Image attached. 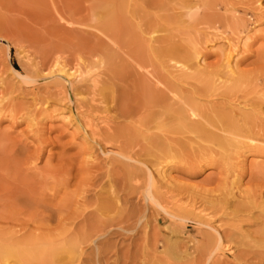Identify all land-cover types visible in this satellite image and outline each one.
<instances>
[{
    "label": "rangeland",
    "instance_id": "obj_1",
    "mask_svg": "<svg viewBox=\"0 0 264 264\" xmlns=\"http://www.w3.org/2000/svg\"><path fill=\"white\" fill-rule=\"evenodd\" d=\"M133 1L127 0L123 13H119L113 8L111 0H0V231L33 236L34 233L56 234L63 228L62 230H67L65 234H74L83 225L81 222L76 226L71 223L81 218L72 219L77 213L92 211L86 217L90 222L85 219L88 224L95 221L93 211L99 212L97 215L102 216L101 218L118 216L121 220L126 217L122 215L132 217L135 211L138 214H134L135 218H130L133 219L130 222L126 220L125 225L120 222L122 225L119 223L121 226L117 224V227L115 224L112 227L115 231L111 232L106 228L102 233L108 235L101 234L102 239L99 238L97 244L90 241L80 244L76 252L79 257L77 255L73 258L75 263L71 262L73 260L68 261L70 264H81V260L82 264H105L107 261L111 262L110 264H151L156 260L159 264H166L167 261L172 264L186 261L192 263L190 260L177 261L171 258L165 240L174 228L167 229L168 223L179 228V236L176 237L181 243H185L189 248L188 252L192 254L195 252L193 253L194 243L191 240H202L201 242L205 243L210 231L213 233L211 227L219 225V222H222L220 225L224 224L222 227H229L233 222L241 220L240 224L238 223L242 226L241 229L255 237L257 235L253 232L260 227L261 218L257 215L261 208L238 212L234 216L230 212L241 199L254 200L260 207L262 203L264 205V0H172L166 7L156 6L155 3L151 5L154 0ZM138 5L140 13H131L132 8L136 10ZM110 6L115 21L112 19L113 23L110 22V26L105 27L99 14L106 7L111 9ZM142 13L150 16L148 19L155 23L149 29L138 17L142 16ZM114 25L116 26L113 27ZM128 25L133 28L130 29ZM129 36L137 38L135 44L130 43ZM249 36L251 39L248 40L247 46H244V40ZM228 40L237 44L238 54L235 57L234 72L225 76L224 71L227 70L223 67ZM170 43L181 45L184 49L186 47V51L193 55L187 63L180 61V64L184 62V71L189 73H185L189 77L179 76L180 72L173 61L153 55L155 50L166 48ZM136 44L143 49L140 50L145 58L142 62L134 50ZM136 61H139V64ZM62 66L65 68L63 70L69 72L79 70L81 77L78 82L61 71ZM231 75L234 79L242 76L241 84L245 86L239 85L234 91L229 90L230 92L226 90L230 83L225 81H230L228 77ZM209 78L219 90H216L217 93L215 91L216 94L213 92L214 95L211 94L212 91L209 94L202 91L203 95L201 83L210 81ZM91 79L95 81L93 87ZM142 81L152 94L163 99L148 101L145 88L140 84ZM224 84H227L226 89ZM166 103L174 106L181 104L185 109L190 103L200 105V109L206 110L218 106L219 109L230 110L234 120H238L239 114L248 113L251 120L247 125L249 129L246 130L249 132L244 131L245 125L234 135L221 134L210 127L217 134L227 136L233 141L235 139L236 144L226 147L223 151L215 142H206L207 140L192 132L183 130V134L175 131L173 133L171 130L166 132L157 128L156 121L165 124L170 120L168 115L158 116L154 123L149 118L143 119L148 117L149 112H160ZM256 115L258 120H255ZM88 121L96 125V131L100 135L91 134L87 126ZM241 132L244 134H239ZM150 136H157L156 142L148 140L147 137ZM196 143H199V147L205 146L204 149L200 147L201 150ZM160 144L166 149L171 147L168 149L170 152L167 150L166 155L163 154L165 148L161 151ZM220 151L221 154L222 151L224 153L223 158ZM168 154H174L176 159L170 158ZM225 155L228 157L223 161ZM151 182L154 190L148 188L151 187ZM251 189L254 194L261 193V196L255 195L258 200ZM147 191L156 197L155 200L161 206L146 198ZM245 192L249 193V196ZM22 193L23 197L20 196ZM16 194L20 199L34 197L35 201L37 197L39 201L35 203L41 202L40 206L45 201V207L52 205L51 209L49 206L47 208L51 212L42 208L44 213L38 207L42 213L39 214L40 212L35 210L37 214L31 212V207L29 211L26 206L17 205L14 203L19 199L15 197ZM211 197L215 199L210 200ZM98 199L102 200V203L106 202L107 208L108 204L112 203L113 207H110L113 211L109 208L110 212L108 209L106 212L102 208L105 212L103 214L101 210H95L96 207L106 206H101ZM177 205L194 208L195 213L204 216L202 222L205 225L199 223L201 220L196 218L190 217L182 221V218L177 216L172 223L173 217L171 218L163 208L174 212ZM53 208L55 209L52 210ZM126 212L128 214H125ZM49 213L54 214H51L52 218L48 217L46 222H43L44 219L40 220V217L44 218L42 216L50 215ZM225 214L232 217L228 215L230 217L227 218ZM138 216L140 220H137ZM143 220H146L145 223ZM137 221L144 224L143 230ZM69 222L70 225H67ZM86 222L84 225L88 226ZM153 226L157 228L151 232ZM151 240L155 241V244L152 242L151 245ZM99 241L101 245L98 244ZM256 248L257 246L254 247ZM245 249L254 251L253 248ZM233 253L224 252L225 257L221 256L218 260H221V264H251L248 260L245 262L235 259V262L233 258L237 251ZM207 261L202 262L212 263ZM199 262L198 264H201Z\"/></svg>",
    "mask_w": 264,
    "mask_h": 264
},
{
    "label": "bare ground",
    "instance_id": "obj_2",
    "mask_svg": "<svg viewBox=\"0 0 264 264\" xmlns=\"http://www.w3.org/2000/svg\"><path fill=\"white\" fill-rule=\"evenodd\" d=\"M109 1V0H108ZM116 1V3H114V1L113 0H111V2H112V6H113V8L115 7L116 8V10L119 12V13H121L125 8H126V2H127V0H115ZM129 1V0H128ZM134 1H136V0H134ZM133 1V2H134ZM169 1L171 2L172 0H154L153 2H151L150 4L151 5H153L154 3L156 4V6H159L160 5V7H166V4L167 3H169ZM143 2H145V1H142V3ZM156 2H158L159 4L157 5V3ZM145 3H149L148 1H146ZM128 4V3H127ZM141 4V3H140ZM170 4V3H169ZM136 5V4H135ZM112 6H110L111 7V9L110 8H108V7H106L105 9H103V11L101 12V14H99V16L101 17L100 19H102V21H103V24L105 25V27H108V26H110V22H112L111 20L113 19L114 20V18L112 17L113 15H112ZM168 6V5H167ZM135 7V6H134ZM137 7H139V5L138 6H136L135 8H137ZM155 7V6H154ZM160 7H157V8H160ZM133 9L134 8H132V12L131 13H136V15L137 14H139L140 13V11L138 10V8L135 10V11H133ZM114 11H115V9H113ZM127 10V9H126ZM141 10V9H140ZM130 11V10H129ZM114 13V12H113ZM123 13V12H122ZM143 15L142 16H138L139 17V19L140 20H142V22L144 21V23H146L145 25L147 26L146 28H150V27H152L154 24L153 23H151V21L148 19L150 16H147L145 13H142ZM135 15V16H136ZM142 18V19H141ZM121 19H122V17H121ZM115 21V20H114ZM113 23V22H112ZM111 23V24H112ZM129 23V22H128ZM127 23V24H128ZM134 24V23H133ZM132 24V25H133ZM122 25H124V23L122 24ZM144 25V26H145ZM116 25H114L113 27H115ZM129 26V25H128ZM155 26H157V25H155ZM124 27V26H123ZM132 28H133V26H131ZM130 26H129V28L130 29H132ZM128 28V29H129ZM106 29V28H105ZM126 29H127V27H126ZM125 29V30H126ZM127 29V30H128ZM156 29V28H155ZM154 30V29H153ZM128 32V31H127ZM153 32V31H152ZM155 32V31H154ZM124 34V33H123ZM136 36V35H135ZM135 36H129V38H130V43H133V44H135L136 43V41H137V38L135 37ZM141 37V36H140ZM249 39H251V37L249 36V37H246L245 38V40H244V43H243V45L244 46H247V42H248V40ZM253 39V38H252ZM143 41V40H142ZM138 44V43H137ZM135 45L134 46V50H135V52L137 53V55H138V58H139V60L142 62L143 61V54H141L142 52L140 51L142 48H140V46H138V45ZM140 45V44H139ZM236 48H237V44L236 43H234V42H232V41H229L228 40V50H227V52L225 53V57H224V60H225V63H224V67L223 68H225L226 70H227V72L226 71H224V73H225V76H228V74H232L233 72H234V66H235V57L237 56V50H236ZM149 49V48H148ZM186 47H185V49L181 46V45H177V44H172V43H170L169 44V46L168 47H166V48H161V49H159V50H155L154 51V54L153 55H155V56H157V57H160V58H166V60H171V61H173V63H174V65H177V70L180 72L179 74V76H183V77H185L186 76V74L188 73V72H185L184 70H185V65H184V62L182 63V64H180V61H186L185 63H187V61H189L190 59H191V53H190V55H188L189 53L186 51ZM143 50V49H142ZM153 49L151 48V51H152ZM131 53V52H130ZM193 56V55H192ZM145 59V58H144ZM154 59V58H153ZM146 60H147V58H146ZM163 60V59H162ZM159 61H161L160 59H159ZM165 61V60H164ZM137 62V61H136ZM139 62V61H138ZM137 62V63H138ZM144 63V62H143ZM161 63H163V62H161ZM189 63V62H188ZM139 64V63H138ZM160 64V63H159ZM140 65H142V64H140ZM183 65V66H182ZM143 67V66H142ZM174 67V66H173ZM141 68V67H140ZM63 69H65L64 68V66H62V70L61 71H64V73L68 76V77H72L73 78V80L74 81H77L78 79H80V77H81V74H80V72H79V70L77 71V70H74V71H72V72H69V70H63ZM189 70V69H188ZM147 72H149V71H147ZM146 72V73H147ZM198 72V71H197ZM196 72V73H197ZM176 73V72H175ZM186 73V74H185ZM138 74V73H137ZM145 74V73H144ZM148 74V73H147ZM178 74V73H177ZM189 74V73H188ZM215 74V73H214ZM260 74V73H259ZM143 75V74H142ZM185 75V76H184ZM153 76V75H152ZM188 77H189V75H187ZM186 76V77H187ZM191 76H193V74L191 73ZM246 76V75H245ZM143 77H144V75H143ZM147 77H148V75H147ZM146 78V77H145ZM178 78H180V77H178ZM177 78V79H178ZM192 78V77H191ZM224 78V77H223ZM229 78V80L230 81H228V79H226V81H225V79H224V81L227 83V82H229L230 83V85L229 86H227V84L225 85L224 84V87L225 86H227V89H226V87H225V89L226 90H232V91H234L233 89H236V88H238V86L239 85H244V84H241V82H242V76H241V78L239 77V78H236V79H234V78H232V75L231 76H229L228 77ZM143 79V78H142ZM176 79V80H177ZM184 79V78H183ZM186 79V78H185ZM205 79V78H204ZM210 79V78H209ZM217 79V78H216ZM242 79V80H241ZM258 79V78H257ZM212 79H210V81H211ZM97 81V80H96ZM145 82H146V84H147V81L146 80H144ZM171 81V80H170ZM203 81V83H201L202 84V86L200 87V89H201V92L203 91L204 92V94L205 93H207V94H209L211 91V94L212 95H214L213 94V92L215 93V91L216 90H219L218 88H217V86L215 85V84H213V82L211 81ZM247 81V80H246ZM78 82V81H77ZM88 82V81H87ZM156 82H158V81H156ZM161 82V81H160ZM163 82H166V81H163ZM173 82V81H172ZM219 82V81H218ZM97 83V82H96ZM189 83V82H188ZM91 84H92V87L95 85V81L93 80V79H91ZM140 84H143V86H144V88H145V90H144V92H145V95H146V97H147V100L148 101H153V100H157V101H159V100H161V99H163L162 97H160L159 95L158 96H156L155 94H152V92L145 86V84H144V82L142 81V83H140ZM159 84V83H158ZM167 85H168V82L166 83ZM171 84V83H170ZM169 84V85H170ZM175 84V83H174ZM217 84V83H216ZM126 85V84H125ZM217 88H215L214 86ZM127 86V85H126ZM165 86V85H164ZM172 86V85H171ZM174 86V85H173ZM223 86V84L221 85V87ZM245 86V85H244ZM257 86V85H256ZM101 87V86H100ZM218 87H219V85H218ZM96 88H97V84H96ZM99 88V87H98ZM168 88V87H167ZM220 88V87H219ZM223 88V87H222ZM135 89V88H134ZM154 89H156V87L154 88ZM169 89V88H168ZM215 89V90H214ZM99 90V89H98ZM102 90V89H101ZM163 90V89H162ZM214 90V91H213ZM237 90H239V89H237ZM94 91H95V89L93 90V93H94ZM100 91V90H99ZM112 91V90H111ZM197 91H199V90H197ZM231 91V92H232ZM155 92V91H154ZM169 92V91H168ZM196 92V91H195ZM200 92V91H199ZM198 92V93H199ZM200 92V93H201ZM203 92H202V94H203ZM224 92V91H223ZM227 92V91H226ZM230 92V91H229ZM255 92V91H254ZM97 93H99L98 91H97ZM163 93V92H162ZM216 93H217V91H216ZM215 93V94H216ZM220 93V92H219ZM225 93V92H224ZM264 93V92H263ZM111 94V93H110ZM164 94V93H163ZM163 94H162V96H163ZM203 94V95H204ZM244 94V93H243ZM256 94V93H255ZM98 95V94H97ZM103 95V94H102ZM112 95V94H111ZM128 95V94H127ZM151 95H155L154 97H152ZM171 95H172V93H171ZM222 95V94H221ZM257 95V94H256ZM107 96V95H106ZM189 96V95H188ZM206 96H208V95H206ZM211 96V95H210ZM165 97V96H164ZM167 97H169V96H167ZM173 97V96H172ZM209 97V96H208ZM263 97V99H264V96H262ZM103 98V97H102ZM104 98H106V97H104ZM210 98V97H209ZM261 98V97H260ZM167 99V98H166ZM169 99V98H168ZM227 99V98H226ZM191 100H193V99H191ZM245 100V99H244ZM261 100H262V98H261ZM124 101V100H123ZM165 101V100H164ZM187 101V100H186ZM253 101V100H252ZM264 101V100H263ZM107 102V101H106ZM114 102V101H113ZM154 102V101H153ZM169 102V101H168ZM194 102H196V101H194ZM259 102H261V101H259ZM259 102H258V104H259ZM123 103V102H122ZM224 103V102H223ZM178 104V103H177ZM191 104V103H190ZM187 104L188 105V108L187 109H185V107L183 108V106L181 105H176V106H174V105H172V104H168V103H166V104H163V106H162V108H161V110H160V112H156V111H152V112H149V114H147L148 115V117H144L143 119H145V118H149V119H151L152 121H153V123H154V121H155V118L157 119L158 118V116H160V115H168L169 116V119L172 121L171 123H170V125H169V122H170V120H168V122L167 123H163L162 121H156V126H157V128H159V129H163V130H171V132L173 131V133H174V131L175 132H179V133H185V132H182L183 130L184 131H186L187 133L188 132H192V134L194 133L195 135H198L199 137H201V138H203V139H205V140H207L206 142H210V141H213V142H215L216 144H217V146L218 147H220L223 151H225L226 150V147H229V146H234L235 144H236V142H234L235 141V139H234V141L231 139V138H229V137H227V136H223V135H221V134H223V133H227V135L229 134V135H234L235 134V132H240V130H241V128L243 127V125H245L246 127L244 128V131H247V132H249V130H246V128H247V125L250 123V120H251V115L250 114H248V113H241V114H239L238 115V120H236V118H235V120L233 119V116L232 115H230V113H229V111L227 110V111H225V110H222L221 108L219 109V108H213L214 106H212V108H210V109H204V108H202V109H200L201 107H200V105H197V104ZM250 104V103H249ZM156 105V104H155ZM190 105V106H189ZM260 105V104H259ZM154 106V105H153ZM185 106H186V104H185ZM227 106V105H226ZM144 107V106H143ZM157 107V106H156ZM159 107H160V105H159ZM234 107V106H233ZM251 107H253V106H251ZM262 107V109H263V106H261ZM206 108V107H205ZM258 108H259V106H258ZM120 109H121V107H120ZM132 109V108H131ZM158 109V108H157ZM227 109V108H226ZM229 109V108H228ZM248 109V108H247ZM250 109V108H249ZM254 109V108H253ZM255 109H257V108H255ZM133 110V109H132ZM149 110V109H148ZM232 110V109H231ZM137 111L138 110H136L135 112L137 113ZM254 111V110H253ZM228 112V113H227ZM239 112V111H238ZM259 112H260V109H259ZM259 112H258V114H259ZM139 113V112H138ZM261 113V112H260ZM107 114V113H106ZM253 114H254V112H253ZM257 114V115H258ZM264 114V113H263ZM120 115H121V113H120ZM137 115V114H136ZM142 115V114H141ZM256 115V116H257ZM259 115H261V114H259ZM165 116V117H166ZM255 116V117H256ZM164 117V116H163ZM235 117H237V115L235 116ZM127 118V117H126ZM142 117H140V119H141ZM257 119H255V120H258V116L256 117ZM132 119V118H131ZM163 119V118H162ZM254 119V118H253ZM142 120V119H141ZM158 120V119H157ZM164 120H166V119H164ZM106 121V120H105ZM149 121V120H148ZM238 121H240V123L238 122ZM94 122V121H93ZM255 122V121H254ZM142 123V122H141ZM239 123V124H238ZM152 124V123H151ZM167 124V125H166ZM142 125V124H141ZM152 125H155V124H152ZM87 126H88V130H90V132H91V134H98V135H100L99 133H98V131H96V129H97V127H96V125L95 124H93L91 121H88L87 122ZM138 126V125H137ZM140 126V125H139ZM138 126V127H139ZM144 126V125H143ZM142 126V127H143ZM250 126V125H249ZM252 126H253V124H252ZM259 126V125H258ZM153 127V126H152ZM210 127H212L213 129H215V130H217V131H219L218 133L219 134H217L214 130H212V129H210ZM146 128V127H145ZM154 128H156V127H154ZM251 128V127H250ZM259 128V127H258ZM150 129V128H149ZM247 129H249V128H247ZM147 130V129H146ZM243 130V129H242ZM137 131V130H136ZM140 130H139V128H138V132H139ZM151 131V130H150ZM252 131V130H251ZM144 132H145V130H144ZM167 132V131H166ZM169 132V131H168ZM149 133V132H148ZM153 133V132H152ZM253 133V132H252ZM252 133H251V135H252ZM141 134V133H140ZM139 134V135H140ZM151 134V133H150ZM177 134V133H176ZM239 134H244L243 132H241V133H239ZM257 134V133H256ZM102 135V134H101ZM152 135H154V134H152ZM156 135V134H155ZM194 135V136H195ZM238 135V134H237ZM251 135H249V136H251ZM259 135V134H258ZM257 135V136H258ZM97 136V135H96ZM142 136H143V132H142ZM183 136V135H182ZM198 136H196L197 138H198ZM236 136V135H235ZM238 136H240V135H238ZM256 136V137H257ZM110 137V136H109ZM133 137V136H132ZM131 137V138H132ZM157 137V136H156ZM156 137H154L153 136V138L150 136V137H147V138H149L148 140H153V142H156ZM102 138V137H101ZM172 138V137H171ZM233 138V137H232ZM109 139V138H108ZM170 139V138H169ZM237 139V138H236ZM246 139V138H245ZM245 139H243L244 141H245ZM249 139V138H248ZM107 140V139H106ZM164 140V139H163ZM172 140V139H171ZM176 140H177V138H176ZM247 140V139H246ZM147 141V140H146ZM158 141H159V139H158ZM165 141V140H164ZM175 141V140H174ZM173 141V142H174ZM190 141V140H189ZM193 141V140H192ZM175 142H177V141H175ZM205 142V141H204ZM213 142H211V143H213ZM240 142H243V141H241L240 140ZM240 142L238 143V144H240ZM249 142H251V140L249 141ZM160 143V142H159ZM194 143V142H193ZM167 144H168V142H167ZM169 144H170V142H169ZM178 144V143H177ZM190 144V143H189ZM196 144H198V147H199V143H196ZM208 144V143H207ZM242 144V143H241ZM240 144V145H241ZM251 144V143H250ZM156 145V144H155ZM161 145V147H162V149H160L161 151L165 148V146L163 145L162 146V144H160ZM172 145V144H171ZM191 145V144H190ZM210 146H211V144H209ZM249 145V144H248ZM154 146V145H153ZM177 146V145H176ZM179 146V145H178ZM197 146V145H196ZM204 146V145H203ZM207 146V145H206ZM209 146V147H210ZM239 146V145H238ZM145 147V146H144ZM168 147V146H167ZM200 147H202V146H200ZM199 147V148H200ZM205 147V146H204ZM204 147H202L203 149H204ZM214 148H215V146H213ZM217 147V149H219L220 150V148H218ZM249 147H250V145H249ZM157 148V147H156ZM171 147H169V148H165V150H163L162 151V153L163 154H165L166 155V152H167V150L168 149H170ZM178 148V147H177ZM176 148V149H177ZM188 148V147H187ZM186 148V149H187ZM202 148H200L201 150H202ZM212 148V147H211ZM210 148V149H211ZM179 149V148H178ZM199 149V150H200ZM207 149H209V148H207ZM191 150H193V149H191ZM212 150V149H211ZM218 150V151H219ZM178 151V150H177ZM183 151V150H182ZM209 151V150H208ZM223 151H222V154H224L223 153ZM150 152V151H149ZM168 152H170L169 150H168ZM201 152V151H200ZM203 152H204V150H203ZM213 153L215 152V149L212 151ZM181 153V152H180ZM199 153V152H198ZM205 153H207V152H205ZM205 153H203L204 155H205ZM211 153V152H210ZM212 153V154H213ZM219 153V152H218ZM226 153V152H225ZM236 153V152H235ZM176 154V153H175ZM182 154V153H181ZM202 154V153H201ZM221 154V151H220V155H221V157L223 158V155ZM230 154V153H229ZM229 154H227V155H229ZM169 155V154H168ZM203 155V156H204ZM215 155V154H214ZM213 155V156H214ZM219 155V154H218ZM227 155H225V158H224V160L223 161H225V159L228 157ZM170 156V158H172L173 156H174V154H173V156H171V155H169ZM206 156V155H205ZM139 157V156H138ZM158 157V156H157ZM165 158V157H164ZM167 158H169V157H167ZM173 158H175V157H173ZM206 158H208V156L206 157ZM160 159H162V158H160ZM176 159V158H175ZM167 160V159H166ZM166 160H164V162L166 161ZM170 160V159H169ZM207 160H209V159H207ZM163 161V160H162ZM212 161V160H211ZM210 162V161H209ZM155 163V162H154ZM160 163V162H159ZM88 167V166H87ZM91 168V167H90ZM195 168V167H194ZM150 171V170H149ZM90 175V174H89ZM261 175V174H260ZM153 177V176H152ZM237 177H239V175L237 176ZM130 178V177H129ZM136 178V177H135ZM260 178V177H259ZM262 178V177H261ZM264 178V177H263ZM151 180H152V178H151ZM260 180V179H259ZM101 181V180H100ZM153 181V180H152ZM27 182V181H26ZM69 182V181H68ZM112 182V181H111ZM251 182V181H250ZM259 182V181H258ZM232 183V182H231ZM116 186V185H115ZM152 182H151V187H148V188H151L150 190H154L153 188H152ZM259 186L260 185H258V188H259ZM117 187V186H116ZM148 188H146V190L148 189ZM257 188V187H256ZM262 188V187H261ZM16 189V188H15ZM247 190V189H246ZM89 191H90V189H89ZM222 191V190H221ZM251 191H252V189H251ZM254 191V190H253ZM253 191H252V193H253ZM29 192V191H28ZM12 193V192H11ZM30 193V192H29ZM117 193V192H116ZM216 193V192H215ZM244 193V192H243ZM245 193H247V192H245ZM255 193V192H254ZM253 193V194H254ZM7 194V193H6ZM145 194H146V198L147 199H150L151 201H153V202H155L156 203V205H158V206H161V204H159L155 199H156V197L154 196V195H151V194H149V192L147 191V192H145ZM155 194V193H154ZM225 194V193H224ZM249 193H247V196H249L248 195ZM256 194L258 195L259 193H257L256 192ZM256 194H254V196L256 195ZM261 194V193H260ZM259 194V195H260ZM0 195H1V193H0ZM17 195L18 194H16V198H19V199H16L15 197V199L16 200H18V201H20V203H18V201H16L15 199V201H14V203H16L17 205L19 204L20 206H26V208H28V210H29V207H31V209L33 210V211H31V210H29V211H31V212H35V210H37L38 212H40V209L38 210V207L39 208H44V210L46 209V212H51V210H49V209H47L48 208V206H49V208L51 209V207L50 206H52V205H47L46 207L43 205L44 203H45V201H44V203L42 204V206H40L41 204V202L39 203L38 202V204H36L35 203V201H37L38 200V198L36 197L35 199V201H34V197H30V199H29V197L28 198H22V199H20L21 197H17ZM22 195V197H23V193L22 194H20V196ZM69 196V195H68ZM113 196V195H112ZM155 198H154V197ZM212 196V195H211ZM214 196V195H213ZM217 196V195H216ZM244 195H242V197H243ZM253 196V197H254ZM261 196V195H260ZM262 196H263V193H262ZM39 197V196H38ZM190 197V196H189ZM256 197V196H255ZM83 198V197H82ZM85 198V197H84ZM101 198V197H100ZM99 198V199H100ZM202 198V197H201ZM214 197H211L210 198V200L211 199H213ZM218 198V197H217ZM223 198V197H222ZM241 198V197H240ZM244 198H248V197H244ZM262 198V197H261ZM41 199H43V198H40V200ZM98 199V200H99ZM208 199V198H207ZM206 199V200H207ZM215 199V198H214ZM213 199V200H214ZM228 199H229V197H228ZM249 199V198H248ZM251 199H253V198H251ZM260 199V198H259ZM33 200V201H32ZM85 200H87V199H85ZM129 200V199H128ZM203 200V199H202ZM202 200H201V203H202ZM224 200H225V198H224ZM256 200H258L257 199V197H256ZM39 201V200H38ZM83 201V200H82ZM100 201V200H99ZM99 201H98V203H99ZM108 201V200H107ZM130 201V200H129ZM128 201V202H129ZM229 201V200H228ZM227 201V202H228ZM239 201H240V199H239ZM260 201V200H259ZM63 202V201H62ZM101 203H102V200L100 201ZM110 202V201H109ZM108 202V203H109ZM113 202V201H112ZM168 202V201H167ZM209 202V201H208ZM222 202V201H221ZM72 203V202H71ZM80 203V202H79ZM89 203V202H88ZM99 203L101 206L103 205V204H105L106 205V202L105 203ZM107 203V204H108ZM117 203V202H116ZM162 203V202H161ZM215 203V202H214ZM213 203V204H214ZM7 204V203H6ZM15 204V205H16ZM35 206H34V205ZM40 204V205H39ZM45 204H47V203H45ZM86 204H87V202H86ZM91 204V203H90ZM90 204H88L89 206H91ZM96 204V203H95ZM94 204V205H95ZM112 203H109L108 204V206H109V208H110V210L111 211H113V208L111 209V207H113L112 205H111ZM205 205H206V203H204ZM209 204V203H208ZM217 204V203H216ZM215 204V205H216ZM218 204H220V203H218ZM230 204V203H229ZM228 204V205H229ZM10 205V204H9ZM16 205V206H17ZM33 205V206H32ZM54 205V204H53ZM98 205V204H97ZM110 205H111V207H110ZM175 205V204H174ZM221 205V204H220ZM224 205H225V203H224ZM227 205V204H226ZM225 205V206H226ZM234 205V204H233ZM96 206V205H95ZM99 206V205H98ZM204 206V205H203ZM262 207L264 206L263 205V203H262V205H261ZM54 207V206H53ZM176 207V212L174 213V212H168V210H165L164 208H163V210L167 213V214H169V216H171V218L172 219H174V220H172L173 222L172 223H174V221H175V216H177L178 218H182V221L183 220H186V219H188V218H193V219H197V220H201L199 223H201L202 222V220H204V216L202 215H199V213H195V209L193 208V209H191V208H189V207H187L186 208V206H179V205H177V206H175ZM205 207V206H204ZM209 207H211L210 205H209ZM215 207V206H214ZM221 207V206H220ZM231 207V206H230ZM234 207V206H233ZM255 207H257L258 209L259 208H261L260 209V211H259V214L257 215L258 217H259V219L261 218V222L259 223L260 224V227L256 230V231H254L253 233H254V235H255V233H256V237L255 236H253V234L251 235V234H249V233H247V232H245V231H243L242 229H241V227H240V223H239V221L241 222V220H239L237 223H236V221L235 222H233V224L231 225V226H229V227H222L223 225H220L222 222H216V223H218L219 225H216L215 227H211L212 229H213V233H211V231H210V233H209V238H208V236H206V240H207V238H208V240L205 242V243H202L201 241H199V240H196V241H193V240H191L192 241V243H194L193 244V253L195 252V254H192V252H188L189 251V248L185 245V243H181V240L179 241V239H177V237L176 236H179V228L178 227H175L176 225H174L173 224V226L172 225H169V223L167 224L169 227L167 228V229H169L170 227H173L174 229L172 230V231H170L169 233H170V236L168 237V238H166V243H165V245H166V249L168 250V252L169 253H171V258H173V259H175V260H177V261H181V260H183V261H185V260H190V261H196L197 263H195L194 262V264H198V261H200L201 262V264H205V263H203V262H206L207 260H209V261H211L212 263H216L217 261L218 262H220L221 260H218V259H220V257L221 256H223V253L224 252H229V253H232V254H234L233 252H235V251H237V253L235 254V256H234V258H233V260L235 261V259L236 260H241V261H247L248 260V262H250L251 264H264V251H262V249L264 250V208H262V207H260V205L258 204V203H255V201L254 200H244V199H241V201L240 202H237V204L235 205V207L233 208V210H232V212H230V214H232V216H234L236 213H238V212H242L243 213V211H248V210H251V209H253V208H255ZM17 208L19 209V206H17ZM36 208V209H35ZM91 208H93V206L91 207ZM104 209L106 212H108L107 211V209L109 210V208H107V205L106 206H104V207H100V208H95V210L97 209V211H99V210H101V209ZM131 208H132V204H131ZM130 208V209H131ZM217 208V207H216ZM222 208H223V206H222ZM227 208V207H226ZM15 209V208H14ZM55 208H53L52 210H54ZM102 209V210H103ZM137 209V208H136ZM221 209V208H220ZM19 210H21V208L19 209ZM43 209L41 210L42 212H44L45 213V211H44ZM62 210V209H61ZM92 210H94V209H92ZM101 210V213L103 212ZM110 210H109V212H110ZM132 210V209H131ZM162 210V211H163ZM226 210V209H225ZM231 210V209H230ZM26 211H27V209H26ZM36 211V212H37ZM197 211V210H196ZM217 211V210H216ZM215 211V212H216ZM227 211V210H226ZM35 212V213H36ZM38 212H37V214H38ZM42 212H40L39 214H41ZM70 212V211H69ZM128 212H129V210H128ZM133 212H134V210H133ZM136 212V211H135ZM133 213V215H132V217H134V214L137 216L138 214H136V213ZM161 212V211H160ZM200 212V211H199ZM201 212H203V209L201 210ZM207 212V211H206ZM214 212V211H213ZM214 212V213H215ZM221 212V211H220ZM219 212V213H220ZM223 212L225 213V211L223 210ZM25 213V212H24ZM28 213V212H27ZM52 213H55L54 211H52ZM52 213H49L50 215H46L45 214V216L43 215H41L42 217H44V218H41L40 217V215H37V214H35V215H37L38 217H40V220H43V222L45 221H47V220H49V218L48 217H50L51 216V218H52V215H54V214H52ZM77 213V212H76ZM92 213V211L90 212H87V211H84V213H77V215L74 217V218H72V219H76V218H79V217H81L77 222H71V223H74L73 225H75L76 226V224H79L80 225V222H81V224L83 223V225H81V227H80V229L78 230V231H76L74 234H72V233H70L69 232V234H65V233H67V230H62L63 228H60V231H58V233H56V234H48V235H46V234H44V235H34L33 234V236L32 235H29L28 236V234L26 235V234H18V235H15V233H12V232H5L4 231V233L3 232H1L0 231V264H10V263H12V264H70L69 262L71 261V260H73V261H71V262H74V260L75 259H73V258H75V256H77L78 255V257H79V254H77L76 255V252L78 251V248H79V246H80V244L81 245H83V244H86L88 241H90V242H93V243H96L97 242V240L101 237V234H104V233H102L103 231H105V229L106 228H108V229H110L111 230V232L112 231H115V230H113L112 229V227H114L115 226V224H116V226L118 227L120 224L122 225V223H123V225H125V221L127 220V221H129L130 222V220H133V219H130V218H132L130 215H122L123 217H125L124 219H119L118 218V216H113L112 218H111V216L109 217H107L106 216V214L104 215V216H106L105 218L103 217V218H101V217H99L97 214L99 213V212H94L93 211V218H95L94 220V222L92 223V224H88V222H90V220L88 221L87 219H86V217H87V215L88 214H91ZM95 213H96V215H95ZM105 212H103V214H104ZM121 213V212H120ZM138 213V212H137ZM209 213V212H208ZM217 213V212H216ZM224 213H223V215H224ZM228 213V212H227ZM247 212H245V214H246ZM2 214V213H1ZM52 214V215H51ZM125 214H128L127 212L125 213ZM230 214H228V215H230ZM248 214V213H247ZM246 214V215H247ZM34 215V217H37V216H35ZM108 215V214H107ZM120 215V214H119ZM148 215V214H147ZM165 215V214H164ZM206 215V214H205ZM222 215V214H221ZM225 215H227V214H225ZM228 215H227V218H229L228 217ZM243 215V214H242ZM20 216V215H19ZM58 216V215H57ZM63 216V215H62ZM71 216V215H70ZM69 216V217H70ZM121 216V215H120ZM121 216V217H122ZM143 216V215H142ZM152 216V215H151ZM167 216V215H166ZM214 216V215H213ZM212 216V217H213ZM219 216V215H218ZM231 216V217H232ZM239 216H241V215H239ZM249 216V215H248ZM254 216V215H253ZM13 217V216H12ZM68 217V218H69ZM168 217V216H167ZM217 217V216H216ZM223 217V216H222ZM238 217V216H237ZM256 217V216H255ZM118 218V219H117ZM135 218V217H134ZM142 218H146V217H142ZM209 218H211V217H209ZM218 218H220V217H218ZM5 219V218H4ZM11 219V218H10ZM13 219V218H12ZM17 219V218H16ZM88 221V222H86V220ZM88 219H92V218H88ZM117 219V220H116ZM151 219V218H150ZM168 219V218H167ZM64 220V219H63ZM63 220H61L62 222H63ZM113 220H115V222L116 223H114V221ZM119 220V221H118ZM137 220H140L139 219V216H138V219ZM152 220V219H151ZM171 220V219H170ZM169 220V221H170ZM207 220H209L208 218H207ZM219 220V219H218ZM223 220V219H222ZM35 221V220H34ZM65 221H67L66 219H65ZM69 221H71V220H69ZM136 221V220H135ZM144 221V220H143ZM146 221V220H145ZM145 221H144V223H145ZM149 221V220H148ZM147 221V222H148ZM181 221V222H182ZM206 221V220H205ZM215 221H216V219H215ZM220 221V220H219ZM252 221H254V220H252ZM14 222V221H13ZM18 222V221H17ZM84 222H86L85 224H88V226H85L84 225ZM105 222H107V223H105ZM120 222H122V223H120ZM138 222V221H137ZM146 222V223H147ZM149 222H151V221H149ZM243 223H244V221H242ZM255 222V221H254ZM259 222V221H258ZM15 223V222H14ZM64 223V222H63ZM120 223V224H119ZM134 223V222H133ZM138 223H140V222H138ZM180 223V222H179ZM239 223V224H238ZM250 223V222H249ZM252 223V222H251ZM26 224V223H25ZM66 224V223H65ZM117 224H119V225H117ZM151 224V223H150ZM202 224H204L205 225V223H203L202 222ZM67 225H70V222H69V224H67ZM72 225V224H71ZM120 225V226H121ZM130 225V224H129ZM138 225V224H137ZM142 228V230H143V226H144V224H139ZM143 225V226H142ZM62 226V225H61ZM146 226V225H145ZM149 226V225H148ZM152 226V225H151ZM157 226V225H156ZM180 226V225H179ZM209 226V225H208ZM259 226V225H258ZM63 227H65V226H63ZM67 227V226H66ZM86 227V228H85ZM32 228H34V227H32ZM45 228V227H44ZM124 228H128V227H124ZM124 228H123V230H124ZM129 228H131L130 226H129ZM136 228V227H135ZM140 228V227H139ZM152 228V227H151ZM154 228H157V227H154L153 226V228H152V231L151 232H153V230H154ZM65 229V228H64ZM75 229V228H74ZM137 229H138V227H137ZM147 229H148V227H147ZM77 230V229H76ZM118 230V229H117ZM146 230V228H144V231ZM171 230V229H170ZM15 231V230H14ZM34 231V230H33ZM36 231V230H35ZM64 231H66V232H64ZM136 231V230H135ZM167 231V230H166ZM190 231V230H189ZM110 232V231H109ZM108 232V233H109ZM149 232V231H148ZM252 232V231H251ZM28 233V232H27ZM30 234V233H29ZM31 234H32V232H31ZM105 234H107V233H105ZM104 234V235H105ZM109 234H111V233H109ZM144 234H145V232H144ZM147 234V233H146ZM155 234V233H154ZM22 235V236H21ZM23 235H25V236H23ZM108 235V234H107ZM156 235V234H155ZM145 236V235H144ZM151 236V235H150ZM157 237H158V235H156ZM182 236V235H181ZM251 236V237H250ZM155 237V236H154ZM176 237V238H175ZM187 237V236H186ZM148 238V237H147ZM153 237H151V239H152ZM159 238H160V236H159ZM100 239H102V238H100ZM133 240V239H132ZM138 240V239H137ZM153 240H155V238L153 239ZM153 240H151V243L153 242L154 244H155V241H153ZM162 240V239H161ZM131 241V240H130ZM134 241V240H133ZM132 241V242H133ZM164 241V242H165ZM86 242V243H85ZM101 242H102V240H101ZM108 242V241H107ZM131 242V243H132ZM150 242V241H149ZM186 242V241H185ZM130 243V244H131ZM144 243H145V239H144ZM143 243V244H144ZM153 243L151 244V245H153ZM97 244V243H96ZM98 244H100L101 245V243H100V241H99V243ZM102 244L104 245L105 243H103L102 242ZM129 244V245H130ZM133 244V243H132ZM159 245V244H158ZM258 245L260 246V247H263V248H260V247H258ZM121 246V245H120ZM255 246H257V248L258 249H261V250H258L257 248L256 249H254V247ZM243 247V248H242ZM246 247H248V248H253L254 249V251L252 250V249H245ZM100 246H99V250H100ZM110 248V247H109ZM113 248V247H112ZM143 249V248H142ZM121 250V249H120ZM153 250V249H152ZM167 250H166V252H167ZM258 250V251H257ZM108 251H109V249H108ZM102 252V251H101ZM125 252V251H124ZM129 252V251H128ZM79 253V252H78ZM80 254H82L81 252H80ZM101 254V253H100ZM117 254H119V253H117ZM123 254V253H122ZM121 254V255H122ZM145 254V253H144ZM161 254V253H160ZM102 255V254H101ZM100 255V256H101ZM103 255H104V252H103ZM102 255V256H103ZM149 255H150V253H149ZM98 256V255H97ZM105 256V255H104ZM103 256V257H104ZM116 256V255H115ZM114 256V257H115ZM145 256H147V255H145ZM158 256V255H157ZM77 257V258H78ZM83 257V256H82ZM99 257V256H98ZM106 257V256H105ZM223 257H225V256H223ZM76 258V259H77ZM91 258V257H90ZM101 258V257H100ZM108 258V257H107ZM107 258H105V259H107ZM118 257L116 256V259H117ZM154 258H156V257H154ZM159 258V257H158ZM79 259V258H78ZM95 259H96V256H95ZM103 259V258H102ZM129 259V258H128ZM127 259V260H128ZM222 259V258H221ZM89 260V259H88ZM109 260V259H108ZM113 260V259H112ZM159 260H160V258H159ZM69 261V262H68ZM76 261V260H75ZM79 261V260H78ZM107 261V260H106ZM105 261V262H106ZM116 261H118V260H116ZM157 261V260H156ZM156 261H154V263L156 262ZM174 261V260H173ZM203 261V262H202ZM84 262V261H83ZM104 262V261H103ZM160 262H162V261H160ZM186 262H188L187 264H189V263H191V262H189V261H186ZM185 262V263H186ZM193 262L191 263V264H193ZM199 262V263H200ZM236 262V261H235ZM238 262V261H237ZM75 263V262H74ZM73 263V264H74ZM106 263H109L108 261L106 262ZM105 263V264H106ZM111 263V262H110ZM109 263V264H110ZM127 263V262H126ZM154 263H151V264H154ZM157 263L159 264V262L157 261ZM156 263V264H157ZM162 263H165V262H162ZM167 263H168V261H167ZM166 263V264H167ZM170 263V262H169ZM168 263V264H169ZM182 264H185L184 262H181ZM181 263H179V264H181ZM207 263H208V261H207ZM212 263H210V264H212ZM78 264H80V263H78ZM81 264H82V260H81ZM84 264V263H83ZM86 264V263H85ZM97 264V263H96ZM100 264V263H99ZM102 264H104V263H102ZM120 264H121V262H120ZM122 264H125L124 262L122 263ZM130 264V263H129ZM170 264H172V263H170ZM174 264H175V262H174ZM216 264H221V262L220 263H216Z\"/></svg>",
    "mask_w": 264,
    "mask_h": 264
}]
</instances>
